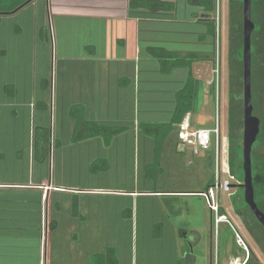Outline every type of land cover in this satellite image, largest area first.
Listing matches in <instances>:
<instances>
[{"label": "crops", "instance_id": "obj_1", "mask_svg": "<svg viewBox=\"0 0 264 264\" xmlns=\"http://www.w3.org/2000/svg\"><path fill=\"white\" fill-rule=\"evenodd\" d=\"M43 1L41 10L11 12L14 169H3L0 141V264H198L189 242L201 244V257L213 264V213L203 195L211 180L199 189L164 188L165 159H186L189 145L180 141L179 126L160 143L152 128L171 122L190 74L204 82L205 96L213 94L214 13L190 0H158L171 10L132 8L131 0ZM47 17L57 60L39 74V58L51 61ZM157 49L191 59V67L170 68ZM2 82L0 75V105L7 104ZM79 105L86 120L123 131L110 141L75 139L70 112ZM196 114L186 115L192 127H211L197 126ZM192 197L205 199L211 217ZM172 210H196L197 220L176 224ZM148 243L152 250L172 245L166 256L149 257Z\"/></svg>", "mask_w": 264, "mask_h": 264}, {"label": "rangeland", "instance_id": "obj_2", "mask_svg": "<svg viewBox=\"0 0 264 264\" xmlns=\"http://www.w3.org/2000/svg\"><path fill=\"white\" fill-rule=\"evenodd\" d=\"M217 1V0H216ZM44 5V1L40 0L34 3H31L22 10L28 11H37L41 10ZM214 15L216 18L219 15L220 17V66H219V93L217 99V92L207 93L205 96V101L202 107V110L196 114L195 118L197 120V126H211L213 127L215 119L217 116V105L219 110V117L221 121V133L222 141L221 147L216 156L215 147H212L210 150L202 151L199 155L194 154L191 146H188L187 157L186 159L177 160V154H172V157L167 156L164 161L165 172L162 177V186L167 189H199L205 187L208 181L214 176L222 178L223 180H229L231 186L229 189L220 192V202L225 206L227 210V216L231 223L222 222L218 225L215 224L216 217L214 213L213 218V248L212 253L214 254L213 264H244L246 258L249 255H254V257L264 264V250L263 248L254 240L253 236L248 232L242 219L236 214L232 206V195L237 191L241 183L237 181L234 177L230 175L228 170V155H229V127H228V109H229V60H228V50H229V0H219V10ZM215 11V12H216ZM57 21V19H56ZM52 32H50V27L48 23V17L46 20V33L48 34L49 46H50V63H46L45 60H38V66H36L37 72L43 73L46 71V67L55 68V62L57 60V40L55 33L53 32V22L51 24ZM69 25V24H68ZM45 33V34H46ZM44 39L41 37L38 43L41 44ZM46 42V41H45ZM42 51L39 50V54ZM0 75L3 77V82L1 85H4V98L3 100L7 101V104L0 105V141H2V151L6 154V157L3 160V169L12 170L14 169V163H12L11 155V144L14 142V113L12 112L14 107H11L9 103L14 102V13L0 15ZM218 54H212V70L210 82L212 81L216 85V74H214L215 64H217ZM9 82H7V81ZM213 84V85H214ZM206 85V84H205ZM212 86V84H210ZM210 85H206V88H209ZM6 87V89H5ZM8 95V96H7ZM243 99V94H242ZM218 103V104H217ZM13 108V109H12ZM256 116L260 117L264 121V88L260 91L256 105ZM261 148L264 149V141L262 142ZM212 156V157H211ZM130 156V160H131ZM219 167V174L216 173V165ZM187 199V198H186ZM188 201L194 206L196 203V210L198 208L200 200H202L203 210L207 211L208 214L211 213L206 205L205 199L199 197L188 198ZM169 202V201H168ZM187 201H184V205ZM187 212L185 215H178L173 212H169L173 215V219L177 222H186L189 226V223H194L197 220V211ZM231 213V214H230ZM233 216V217H232ZM239 225V226H238ZM238 231L242 235V239L246 243V247H243L238 242L236 238V232ZM167 240L168 238H164ZM189 239V238H188ZM206 242L209 238H205ZM168 241V240H167ZM210 241V240H209ZM189 242V241H188ZM205 242V244H206ZM141 245H143L142 240L139 241V252L141 251ZM172 244L163 243L159 245V250H152L150 247L151 243H148L147 255L150 257L156 251V254L166 256L165 254L171 250ZM183 245V242H181ZM186 244H184L185 246ZM187 246H190L196 253L197 258H199L198 264H207V261L201 257L202 248L201 244H191L188 243ZM209 246V242L207 245ZM141 253V252H140ZM225 255L224 260L219 259V255ZM218 255V258H217ZM204 261H203V260ZM184 263L188 259L183 260ZM150 264L154 263L149 260Z\"/></svg>", "mask_w": 264, "mask_h": 264}, {"label": "trees", "instance_id": "obj_3", "mask_svg": "<svg viewBox=\"0 0 264 264\" xmlns=\"http://www.w3.org/2000/svg\"><path fill=\"white\" fill-rule=\"evenodd\" d=\"M32 0H0V14H7L21 9ZM200 5H204L208 11L215 13V0H190ZM137 5L148 7V9L171 10L170 3L158 0H131L130 7ZM252 20L255 24L251 35L252 45V102L255 107L259 93L264 88V0H252ZM212 33L215 35V21L212 22ZM244 27H243V0H229V109H228V127H229V172L237 181H244L243 168V127H244V104L242 99L244 87ZM164 62L169 63V67L187 66L191 67V59H177L164 49L153 51ZM196 78L190 74L184 88L178 92L176 98V108L169 124L159 125L152 133H157L155 138L163 140L166 135L176 126H180L185 116L193 111V102L195 99ZM212 92L215 94V86L212 85ZM71 115L76 119L78 129L75 139H82L93 135H104L106 140L110 141L114 136L123 131V127H111L96 121H88L84 116L82 106H73ZM256 114V108L254 109ZM260 118V117H259ZM260 133L252 147V174L253 186L255 191V200L261 210L264 211V149L261 148L264 141V121L260 118ZM153 127V126H152ZM150 126H147L148 131ZM159 162L157 161V164ZM156 164V165H157ZM215 182L213 176L210 185ZM232 206L236 214L244 222L248 232L254 240L264 250V226L258 220L251 207L245 200L244 188L239 186L232 195ZM220 213L227 214L225 206H220ZM229 223V222H227ZM236 232V231H235ZM244 264H263L261 260L256 259L254 255H249Z\"/></svg>", "mask_w": 264, "mask_h": 264}, {"label": "water", "instance_id": "obj_4", "mask_svg": "<svg viewBox=\"0 0 264 264\" xmlns=\"http://www.w3.org/2000/svg\"><path fill=\"white\" fill-rule=\"evenodd\" d=\"M252 0H243V27H244V87H243V104H244V127H243V168L244 181L240 185L244 188V196L248 205L253 210L258 220L264 226V211L260 209L255 200V191L253 186L252 174V147L260 133L261 120L254 114V105L252 102V45L251 35L255 24L252 20ZM205 97L204 82L196 80L195 82V99L193 102V111L199 112Z\"/></svg>", "mask_w": 264, "mask_h": 264}, {"label": "built area", "instance_id": "obj_5", "mask_svg": "<svg viewBox=\"0 0 264 264\" xmlns=\"http://www.w3.org/2000/svg\"><path fill=\"white\" fill-rule=\"evenodd\" d=\"M216 9L219 10V0L216 1ZM216 11V10H215ZM217 13V11L214 13V15ZM220 17L219 15L217 18L214 16L215 21V35H214V55L218 54V60L217 64H215L214 68V74H216V85L211 81L210 84H214L215 86V92H217V99H218V93H219V66H220ZM218 104V103H217ZM219 110L217 105V116L215 119V123L213 127H203V128H194L191 126L189 117L185 116L184 120L179 126V132L178 137L180 141H182L184 144H187L192 147L195 154H198L202 150H207L211 146L215 147L216 150V156H218L221 143L222 141V133H221V121L219 117ZM229 170V166H228ZM216 173L217 176L219 174V167L218 164L216 165ZM231 186V183L229 180H223L222 178L219 179V177H216L215 182L213 185H211L205 192H203L204 197L206 198V201L212 211L214 213V216L216 217L215 223L218 225L221 222H229L227 214L220 213V206L222 205L220 202V192H223L227 189H229ZM232 224V223H231ZM42 243L45 242V232H43L42 235ZM236 238H238V242L241 246L246 247L245 241L242 239V235L236 230Z\"/></svg>", "mask_w": 264, "mask_h": 264}, {"label": "flooded vegetation", "instance_id": "obj_6", "mask_svg": "<svg viewBox=\"0 0 264 264\" xmlns=\"http://www.w3.org/2000/svg\"><path fill=\"white\" fill-rule=\"evenodd\" d=\"M212 248H213V246H212ZM212 248H211V251H212Z\"/></svg>", "mask_w": 264, "mask_h": 264}, {"label": "bare ground", "instance_id": "obj_7", "mask_svg": "<svg viewBox=\"0 0 264 264\" xmlns=\"http://www.w3.org/2000/svg\"><path fill=\"white\" fill-rule=\"evenodd\" d=\"M231 214V213H230ZM233 217V216H232ZM239 226V225H238Z\"/></svg>", "mask_w": 264, "mask_h": 264}]
</instances>
